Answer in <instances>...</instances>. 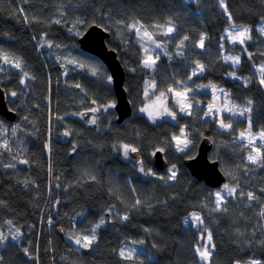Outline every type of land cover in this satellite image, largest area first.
Returning <instances> with one entry per match:
<instances>
[{"label":"trees","instance_id":"1","mask_svg":"<svg viewBox=\"0 0 264 264\" xmlns=\"http://www.w3.org/2000/svg\"><path fill=\"white\" fill-rule=\"evenodd\" d=\"M223 9L229 19L217 0H0V59L8 65L0 69V86L16 93L8 103L17 114L14 123L0 116V231L19 234V243L7 237L0 246V264H206L196 249L209 232L208 264H264V158L249 163L248 151L236 143L248 120L224 115L232 129L219 130L207 117V96L196 91L214 85L227 90L239 107L250 102V129L264 132V73L258 70L264 64L259 31L264 0H225ZM169 21L176 29L170 36L164 34ZM230 23L252 28L251 42L238 47L239 70L224 63L221 53V45L228 49L222 36ZM133 24L160 47L150 41L156 48L143 50ZM93 25L110 34L107 44L125 69L133 111L120 124L114 109L104 111L116 102L109 70L79 45ZM184 36L188 40L180 47ZM58 53H74L65 72L52 61ZM148 53H157L153 58L159 60L151 71L143 65ZM198 64L203 73L192 75ZM232 73L245 80H231ZM148 77L156 83L154 96L163 92L172 104L176 120L153 123L140 111ZM182 86L191 87V115L169 96V88L182 91ZM93 108L99 113L90 124L81 116ZM181 129L192 146L179 153L173 137ZM204 138L213 142L210 159L219 162L225 184L236 188L219 209L213 193L224 184L212 189L184 164ZM125 144L138 149L140 166L132 152L124 157ZM157 149L165 153L166 171L154 168ZM170 169L176 171L174 180L168 178ZM193 213L207 231L185 224ZM94 228L96 239L84 254L87 248L69 239ZM126 243L144 249L126 259L119 255Z\"/></svg>","mask_w":264,"mask_h":264},{"label":"rangeland","instance_id":"2","mask_svg":"<svg viewBox=\"0 0 264 264\" xmlns=\"http://www.w3.org/2000/svg\"><path fill=\"white\" fill-rule=\"evenodd\" d=\"M191 1H196V0H191ZM217 4L220 6L222 12L229 19L230 16L223 9V7L225 6V0H223V4H221L219 2V0H217ZM233 28H235V29H240V28H246V29H248L249 32L246 34V36L250 37V39L246 38L243 45H241L238 41L235 42V43H233L232 42V38L227 35V31H232L233 32V36L235 35V32L233 31ZM262 28H264V23H261L259 25V31L260 32H261V29ZM143 33L140 32V34L139 35L137 34V36H136V39L140 43L141 48L143 50H145V48H147V49H149V48L150 49L156 48L154 46V44H152L153 43L152 37H151V39H149L148 37L144 36ZM261 34L264 37V33L261 32ZM251 36H252V28L251 27L230 23L225 28L224 33H223V36H222V40L225 41L227 43V46H228V49L227 48H223V47L221 48V53H222V58H223L224 63L229 64L233 69L239 70L240 69V63H241V55H240L241 52L238 49V47H243L245 44L251 42ZM235 49H237L238 51H236ZM156 54L157 53H148L144 57V59H146L148 56H151V58L156 61L155 65H154V68L156 67V65H158V61H159V60H156V59L153 58V57H155ZM73 55H74V53H67L66 55H64L63 53H58V54H56V55H54L52 57V61H54V65L55 66H57V65L64 66L66 64H69V67H72L71 66V62H70V59H71V57H73ZM227 56H231V57L239 56L240 57L239 64L238 65H234L231 61H226L224 58L227 57ZM60 61H65V62L60 63ZM85 61L86 60H83V63L88 66V69L91 68L94 71L97 70V68L94 67V65L93 66H90V63L87 64ZM4 66L5 67H8L7 64H5L4 62H1L0 63V69H4L3 68ZM262 67H264V64L258 65V70L260 72H261V68ZM145 69L151 71L150 68H146L145 67ZM194 69H197V66ZM200 74H202V73L197 72L196 75H200ZM229 76L232 77L233 80H240V81H244L245 80V79L239 78V77H238V79L237 78H234V77H237L236 75H234V73H232V75L230 74ZM153 84H154V86H153ZM155 87H156V83H155L154 78L153 77H148L147 80H146L145 88H144V103H143V105H142L141 108H147L148 111L152 113V117H150L152 119V121H153V119H155V122H158L159 120L170 118V116L166 112H164L163 109L165 107H167L168 110L170 111V109H171L170 108V105H172V104H169L168 103V101L165 99V95L163 97H161V96H159V97L158 96H154L155 95ZM174 91H180V90H174ZM196 91H197V94H204V95L207 96V99H205V104H204V108H205V110L207 112V117H209V118H211L213 120H216V122H217V128L219 130H221V131H229V130L232 129V127L230 129H222V128H220V120L223 119V116L224 115L225 116H229V117H236V118H239V119H242V120H244V119L245 120H248L247 117L249 116L248 115L249 112H245L243 116L242 115H239V112L242 111V110H244L245 107H239V105L233 103L231 101V96L227 92V90H225L223 88H220V87H216L214 85H208V86H205V87H201V88L197 89ZM187 95H188L189 99L187 101H184L181 97L175 96L174 93H169L170 98L172 99V101L174 102V104L179 107V109H180L181 103H183L185 105L191 104V108H186V111L191 112L192 107L194 106L195 103H193V100L190 98V96L192 95V93H189L188 92ZM10 96L12 97L11 94H10ZM208 97H210V99ZM197 105L199 107H202V105H200V104H197ZM209 108L212 109L211 112L208 111ZM229 109H231V111H229ZM144 113L146 115H148L147 112H144ZM182 113L185 114V112H182ZM233 113H236V114L233 115ZM88 121H89L90 124H93V123H91V119H89ZM183 131H184V134L187 136L188 140L190 141V138H189L188 134L186 133V131L184 129H183ZM242 132L245 133V136L246 137L254 138V140H255V144L254 145L249 144L248 141H247V139H241L240 138V134H239V137H238L236 143H239L240 146H241V148L243 150H247L248 151V154H245L246 160L249 163H251L247 159L248 155L251 154L253 156H259V159H258L257 163L258 162H261L262 159L264 158V147L261 146V145H264V140H261L260 139V133H261V131H259V132H253L251 129H249V126H248V128L246 130L242 131ZM180 135H181V133L178 136H180ZM174 144H175V148L177 149V147H176V141L175 140H174ZM181 146H183V145H181ZM191 146H192V143L190 141L189 144H188V147H187V149H185V151H188ZM253 147L258 148L259 149V153L252 151V148ZM129 152L131 153V151H129ZM178 152L179 153H182L181 151H178ZM251 164H253V163H251ZM229 174H230V176H232V174L230 172H229ZM229 188H233V186H229ZM222 189H220L217 192L222 191ZM215 193L216 192H214L213 194H215ZM231 196H233V195H231ZM231 196L225 195L224 200H225L226 197H231ZM224 200L221 202V204L224 202ZM216 208L219 209L218 207H216ZM195 214L200 217L199 214H197V213H195ZM185 220H188V223H190L189 225H192V226H195V227H202L203 228V226L201 224H199V222H193V220H192V214L190 216H188ZM0 235H2L3 237H6V238L8 237V240H10V243L11 244H17V243H19V234H16L14 232V230L11 231V232H9L8 235H6V234H4L3 232L0 231ZM13 237H15L16 239H13ZM82 237L83 236H81V235H76V236L71 237L69 240L76 247H79L81 249H84V248H89L90 249L92 245H89L88 247H81L80 245H78V244L75 243L76 239H78V238H80L81 239V242L83 243ZM5 241L6 240L0 242V246L1 245H6V244H4ZM94 241L92 242V244L94 243ZM205 245L208 246V251L210 252L211 251V245H210V242L208 241V234H207V236L205 238L201 239V245L199 247L201 251L204 250V246ZM133 246L134 245H132V243H126L122 247V249H125L126 250V255H127V250L128 249H132ZM141 249H144V248L142 246H140L136 250L138 252ZM212 252H213V246H212V251L210 252V255L212 254ZM199 257H200V254H199ZM200 259H201V257H200ZM209 260H210V256H209V258L207 260H202L201 259V261L204 262V263H206V264L209 263ZM252 261H259V260H252ZM238 264H241V263H238ZM259 264H261L260 261H259Z\"/></svg>","mask_w":264,"mask_h":264},{"label":"water","instance_id":"3","mask_svg":"<svg viewBox=\"0 0 264 264\" xmlns=\"http://www.w3.org/2000/svg\"><path fill=\"white\" fill-rule=\"evenodd\" d=\"M109 37L110 34L105 29L98 25H93L80 37L79 45L82 51L97 57L109 70L116 97L114 110L118 116L117 122L120 124L131 116L133 107L125 89V69L117 52L109 48L107 44ZM93 106H95V103ZM98 113L99 111L93 112L94 115H98ZM0 116L12 123L17 119L16 112L9 108L5 91L2 88H0ZM87 116L88 114H85V117ZM91 127H95V125ZM212 149L213 142L211 139H202L198 146L197 154L194 157L187 158L184 164L198 181L204 182L212 189H218L226 183L227 178L220 169L219 162L210 159ZM131 155L138 160L140 165L139 152H133ZM152 161L157 171H166L169 167L163 151H156ZM59 234L63 237L60 229ZM85 252H87L86 249Z\"/></svg>","mask_w":264,"mask_h":264},{"label":"snow or ice","instance_id":"4","mask_svg":"<svg viewBox=\"0 0 264 264\" xmlns=\"http://www.w3.org/2000/svg\"><path fill=\"white\" fill-rule=\"evenodd\" d=\"M185 2H187V0H185ZM219 2L221 4H223V0H219ZM130 28L135 29V31H136V33L138 35L140 34V27H137L136 24L130 25ZM174 31H176V29L174 28V26L171 25V22L169 21V26L167 27L166 32L164 34L170 36ZM233 31L235 32V35L234 36H233V32L232 31H227V35L232 38V42L233 43H235V42L238 41L241 45H243L246 38L250 39V37L246 36V34L249 32V30L246 29V28H240V29L233 28ZM261 32L264 33V28L261 29ZM143 35L146 36V37H148L149 39H151L150 34L146 30L143 33ZM184 40H188V37L187 36H184L183 37V40L180 42V47H183V41ZM153 43L156 44V47L157 48L160 47V44L159 43H157L155 41H153ZM51 46H52L51 44L48 45V47H51ZM199 46L201 48L204 47V38L203 37H201L200 40H199ZM221 47H223V45H221ZM145 51L147 52L148 49L145 48ZM164 54L165 55L167 54L166 50L164 51ZM157 59H159V55H157ZM224 59L226 61H231L234 65H238L239 62H240V57L239 56H236V57L227 56ZM5 60H7L6 57H5ZM155 63H156V61L153 60L151 58V56H148L143 61L144 67L150 68V69H153V70H154ZM14 66L16 68H18V69L20 68V64L19 63L15 64ZM203 71H204V65L198 64L197 65V69H194L193 70L192 75H196L197 72L203 73ZM261 72L264 73V67L261 68ZM93 74H95V73H93ZM24 75H27V73H24ZM234 78H237L238 79V77H234ZM110 81H111V78L109 77V82ZM260 83L261 84H264V79H261L260 80ZM153 86H154V84H153ZM77 87H79V85H77ZM190 91H191V87L190 86L183 87V90L182 91H174V89H172V88H169L168 89V92L169 93H174L175 96L181 97L184 101H187L189 99L187 93L190 92ZM11 95L15 96L16 93L13 92V93H11ZM164 95L165 94L163 92L160 93V96L161 97H163ZM109 107H113L114 108L115 105L114 104L108 105L107 107L104 108V111H107ZM186 108H191V104L185 105V104L181 103V105H180V111L181 112H185L186 115H191V112L186 111ZM91 111L92 112H96V111H98V109L93 108V109H91ZM140 111L141 112H147L148 115H149V117H152V113L149 112L147 108H141ZM163 111L166 112L173 120H176L175 113L169 111L167 107H165L163 109ZM208 111L211 112L212 109L209 108ZM229 111H231V109H229ZM250 111H251V107H250V102H249V106H246L244 110L240 111L239 112V115H242L243 116L245 112H250ZM235 114L236 113H233V115H235ZM247 119H248V122H249V129H250V127H251V120H250V118H247ZM91 123H93V124L96 123V118L95 117H92L91 118ZM153 123H155V119H153ZM231 127H232L231 123H227L226 124L223 119L220 120V128H222V129H230ZM180 132H181V135L180 136H174L173 139L176 141L177 150L178 151H181V152H184L185 149H187L188 144H189L190 141L188 140L187 136L184 134L183 129H181ZM65 135H68V133H65ZM240 138L241 139H247V141H248L249 144H252V145L255 144L254 138L246 137L244 132H241L240 133ZM260 139L261 140H264V132H261L260 133ZM181 145H183V146H181ZM261 146L264 147V145H261ZM122 147H123V155H124L125 158H127L129 151H131V152H137L138 151L137 148L130 147L127 144L123 145ZM157 151H161L162 152L163 149H157ZM252 151L259 153V149L258 148H255V147L252 148ZM153 155H155V152L153 153ZM247 159L251 163L255 164V163H257V161L259 159V156H253V155L249 154L248 157H247ZM21 163H26V161H21ZM174 167L175 166H173V169H174ZM173 169H170L169 170L171 172V175L168 177L170 180H174L176 178V171L173 170ZM140 170L143 171V168L141 167ZM235 192H236V188L235 187L229 188V185L228 184H224L222 191L216 192L214 194L215 195V198H216L215 199V203H216L217 207L219 208L221 202L224 200L225 195L231 196V195H234ZM247 195H248L249 200L253 199V194L251 192H249ZM137 203H139V201H137ZM124 219L127 220L128 217L125 216ZM192 220H193V222H199V224H201V225L203 224L202 218L199 217V216H197L195 213L192 214ZM50 222L51 221H49V223ZM103 223H104V220L101 219L100 220V223L97 224L96 227L97 228L100 227V225H102ZM187 223H188V220H185V224H187ZM203 231H207V230L204 229ZM95 232H96V229L94 228L89 235H85V236L82 237L83 243L81 242V239L80 238L76 239L75 243L78 244V245H80L81 247H88L96 239ZM6 239H7L6 237H3L2 235H0V242L4 241ZM13 239H16V238L13 237ZM211 239H212L211 233L209 232L208 233V241L211 242ZM196 251L200 254V257H201L202 260H207L209 258V256H210V252L208 251V246L207 245L204 246V250L203 251H201L200 248H197ZM25 254L27 255V249H25ZM119 255L121 257L126 258V259H131L134 255H137V250L136 249H128L127 250V255H126V250L125 249H121ZM249 264H259V261H250Z\"/></svg>","mask_w":264,"mask_h":264},{"label":"bare ground","instance_id":"5","mask_svg":"<svg viewBox=\"0 0 264 264\" xmlns=\"http://www.w3.org/2000/svg\"><path fill=\"white\" fill-rule=\"evenodd\" d=\"M56 67H57L58 69H60L62 72H65V66L57 65ZM231 75H232V74H231ZM234 75H236V74H234ZM236 76H237V75H236ZM237 77H238V76H237ZM24 78H25V77H24ZM24 78H23V80H24ZM31 78H32V77H31ZM31 78H29L28 80H30ZM229 78H230L231 80H233L232 77L229 76ZM239 78H241V77H239ZM22 83H24V82H22ZM27 84H30V82H28ZM25 85H26V82H25ZM0 88H2V89L5 91V94H6V100H7V103H8L9 98H11L10 93L7 92L6 89H5L4 87H2V86H0ZM111 104H114V105H115V103H111ZM8 105H9V103H8ZM109 108H110V109H114L113 107H109ZM85 114H88V116L85 117ZM93 116H94V114H93V112H92L91 110H86L85 112H83V114H82L81 117H83L84 120H88V119L92 118ZM140 246H141L140 244H139V245H134L132 249H135V248L137 249V248L140 247ZM86 250H87V252H85V250H84V254H88V253H89V248H87Z\"/></svg>","mask_w":264,"mask_h":264}]
</instances>
